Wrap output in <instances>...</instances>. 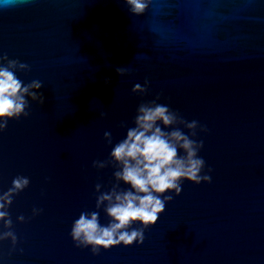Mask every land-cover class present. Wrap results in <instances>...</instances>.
Segmentation results:
<instances>
[{
    "label": "water",
    "instance_id": "95a60500",
    "mask_svg": "<svg viewBox=\"0 0 264 264\" xmlns=\"http://www.w3.org/2000/svg\"><path fill=\"white\" fill-rule=\"evenodd\" d=\"M143 3L140 13L128 0L0 6V67L22 85L40 81L45 97L25 95L28 116L0 132V195L17 176L30 180L11 197L10 226L0 220L16 238L0 240V264H264V0ZM153 102L176 115L163 131L203 141L211 181L166 193L142 244L77 247L69 233L82 212L110 222L96 198L117 185L112 144Z\"/></svg>",
    "mask_w": 264,
    "mask_h": 264
},
{
    "label": "clouds",
    "instance_id": "9594fccd",
    "mask_svg": "<svg viewBox=\"0 0 264 264\" xmlns=\"http://www.w3.org/2000/svg\"><path fill=\"white\" fill-rule=\"evenodd\" d=\"M16 2L17 0H0V6ZM128 3L136 13L144 10L143 0H128ZM14 63L10 62V65ZM117 72L122 74L123 70L117 69ZM42 86L37 80L22 85L13 72L0 67V132L4 131L9 119L28 116L25 111V95L41 105L44 103L45 97L39 92ZM144 90L139 84L132 88L134 93ZM176 119V115L165 104H141L136 111L134 126L127 129L121 140L113 145L111 133L104 132V139L112 144L109 159L117 166L113 173L117 185L110 192L96 198V207L107 202L104 210L110 222L106 226L101 225L97 212H82L73 221L69 233L77 247H88L93 254H98L100 249L107 250L121 244H142L144 230L157 223L166 203L173 198L166 193L179 195L181 182L184 180L195 184L211 181L210 175H201L205 161L198 153L203 148V141L192 140L178 129L171 132L162 130L160 125L168 128L176 123ZM196 126L197 121L186 124L189 129ZM180 151L183 155L178 154ZM107 163L108 161H93L92 166L103 169ZM208 171L211 172V169ZM119 183L126 185V189L118 190ZM29 184L28 177L17 176L12 181V188L0 195V220L4 221L6 227L11 224L7 208L12 203L13 193L22 192ZM96 190H100L99 184L96 185ZM40 212L42 209L32 210L33 216ZM17 219L23 221L24 217L21 215ZM8 237L15 243L16 238L11 232L0 234V240Z\"/></svg>",
    "mask_w": 264,
    "mask_h": 264
}]
</instances>
